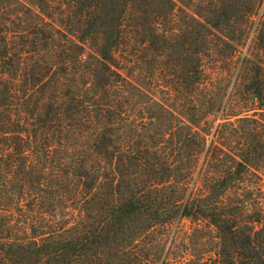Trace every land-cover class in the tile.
Here are the masks:
<instances>
[{"label": "trees", "instance_id": "trees-1", "mask_svg": "<svg viewBox=\"0 0 264 264\" xmlns=\"http://www.w3.org/2000/svg\"><path fill=\"white\" fill-rule=\"evenodd\" d=\"M0 264H264V0H0Z\"/></svg>", "mask_w": 264, "mask_h": 264}, {"label": "rangeland", "instance_id": "rangeland-1", "mask_svg": "<svg viewBox=\"0 0 264 264\" xmlns=\"http://www.w3.org/2000/svg\"><path fill=\"white\" fill-rule=\"evenodd\" d=\"M252 44H253V40H248V42H247V44H246L244 50L246 51L249 47L252 46ZM233 81H234V78L231 79V80H227V81L225 80V82L223 83V85L226 84V82H227V84H228V88H233V87H232V85H233Z\"/></svg>", "mask_w": 264, "mask_h": 264}]
</instances>
